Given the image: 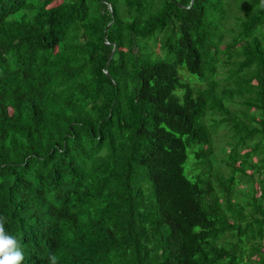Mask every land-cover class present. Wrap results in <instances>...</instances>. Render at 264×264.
<instances>
[{"label":"trees","instance_id":"16d2710c","mask_svg":"<svg viewBox=\"0 0 264 264\" xmlns=\"http://www.w3.org/2000/svg\"><path fill=\"white\" fill-rule=\"evenodd\" d=\"M212 123L249 125L247 220L183 175ZM0 216L22 264H264V0H0Z\"/></svg>","mask_w":264,"mask_h":264},{"label":"rangeland","instance_id":"374dc122","mask_svg":"<svg viewBox=\"0 0 264 264\" xmlns=\"http://www.w3.org/2000/svg\"><path fill=\"white\" fill-rule=\"evenodd\" d=\"M58 2H55L56 4ZM184 76L183 73H181ZM188 82L195 83L194 76H187ZM206 119V118H205ZM249 125L245 127L240 124H210L207 127V133L209 141L203 144H195L186 149V159L182 165L183 175L190 181H195L197 176H201L202 182L200 187L207 189L209 186L207 182L209 178L215 177V173L222 172L225 177L224 188L229 190L231 196L237 200L244 211L245 219L247 220V211L249 207L255 204V198L259 192H256L258 181L256 174H254L255 185L254 190L251 188V178L249 176L250 171L247 168V162L250 160V155L247 153L251 148V142L248 140ZM254 143V141H252ZM206 151V155L201 158L200 162L196 161L193 152ZM252 160H255L253 157ZM228 178H232L233 181L229 183ZM211 190V189H210ZM213 190V191H212ZM210 191V196L205 195L204 201H210V197L214 198V194L218 191L221 192L217 183L213 185ZM224 191V190H223ZM214 192V194H213ZM226 194V192H224ZM219 196V195H216ZM224 201V200H222ZM259 204V202L257 201ZM232 207V205H231ZM226 202L224 201L220 205V209L225 212L227 210ZM233 209V207H232ZM234 210V209H233ZM233 222V220H230ZM232 241V240H230ZM264 252V248L262 250ZM247 256H245V259Z\"/></svg>","mask_w":264,"mask_h":264},{"label":"clouds","instance_id":"9594fccd","mask_svg":"<svg viewBox=\"0 0 264 264\" xmlns=\"http://www.w3.org/2000/svg\"><path fill=\"white\" fill-rule=\"evenodd\" d=\"M6 223L7 218L0 216V264H22L23 249L17 239L6 231ZM49 264H58L55 254L49 256Z\"/></svg>","mask_w":264,"mask_h":264}]
</instances>
